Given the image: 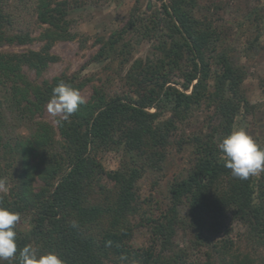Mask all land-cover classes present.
Returning <instances> with one entry per match:
<instances>
[{
    "label": "trees",
    "instance_id": "1",
    "mask_svg": "<svg viewBox=\"0 0 264 264\" xmlns=\"http://www.w3.org/2000/svg\"><path fill=\"white\" fill-rule=\"evenodd\" d=\"M76 1L35 0L37 21L47 26L38 37L43 46L39 51L0 53V108L7 105L19 123L32 127L29 136L8 138L0 113V178L10 185L0 194V206L29 222L25 229L18 222V251L5 264H19V251L26 245L41 254L55 252L65 264H187L186 252L173 246L177 231L191 229L196 245L210 244L227 233L229 217L247 226L256 244L264 246V172L238 180L218 149L237 118L251 108L242 90L246 71L225 47L222 31L207 16L198 17L197 0H150L146 11L138 0L126 25L108 38H97L99 49L89 62L105 70L117 63L119 90H111L109 77L93 85L90 99L57 124L58 131L36 120L61 82L81 92L95 81L78 71L36 83L24 70L42 76L59 62L53 46L77 39L69 19ZM8 2L0 0V47L33 43L30 33L11 32L14 19ZM253 13L247 21L253 22ZM142 41L149 43V50L138 56ZM203 106L214 109L216 124L178 135L180 125ZM173 146L192 149L191 166L171 184L167 211L156 219L147 216L151 244L135 248L134 220L146 215L141 214L139 181L163 170ZM111 151L123 154L115 171L106 170L98 158ZM37 180L42 182L38 191ZM222 244L217 252L224 254L221 264H264L249 255L227 261L233 243ZM208 257L191 264L216 263Z\"/></svg>",
    "mask_w": 264,
    "mask_h": 264
},
{
    "label": "rangeland",
    "instance_id": "2",
    "mask_svg": "<svg viewBox=\"0 0 264 264\" xmlns=\"http://www.w3.org/2000/svg\"><path fill=\"white\" fill-rule=\"evenodd\" d=\"M150 0H139L143 10H147ZM169 1V0H166ZM75 2V1H74ZM138 0H78V7L71 12L69 19L72 21V31L77 39L73 41L57 42L51 52L57 55L59 62L51 64L48 69L37 76L35 71L25 68L29 78L41 83L44 80L51 81L61 74L72 75L81 72L83 77H95V81L88 85L80 93L88 101L93 93V85L106 82L109 77L112 80L111 90L118 91L120 83L114 76L118 70L116 63L111 70H105L104 65L90 64V59L97 53L99 46L97 38H108L110 34L122 28L129 20L130 14ZM199 9L198 17L207 16L217 29L221 30L225 37V47L234 54V61L246 71V78L242 90L250 103L249 112H243L236 120L234 129L243 128L261 146H264V0H197ZM8 11L13 17L12 33L28 32L35 41L27 45H5L0 47V53H23L29 50L39 51L43 42L38 40L40 34L47 28L37 21L35 12V0H9ZM253 13V22L247 21L249 14ZM257 16V17H256ZM256 18V19H255ZM258 22V23H257ZM261 22V23H260ZM257 24V25H256ZM259 26V27H258ZM258 38V46L249 50L253 41ZM149 50V43L142 41L137 45V55L145 56ZM99 78L101 81H99ZM4 91L0 90V103L3 104ZM3 114L5 130L8 138L18 135L29 136L31 125L19 123L11 113L7 105L0 108ZM57 118L51 116L47 106L42 116L37 121H43L52 125L57 131ZM215 123L214 109L203 106L197 110L189 122L180 125L178 135H191L206 131L209 124ZM122 152H103L98 158L108 171H115L122 161ZM193 160L192 149L186 147L180 151L172 147L160 173H147L140 181V196L143 202V217L136 218L132 245L135 248L147 247L153 240L152 229L147 224L146 218H158L167 211L170 206V186L175 179L184 176ZM262 173V172H261ZM255 175L259 177L261 175ZM42 182L37 180L34 184L38 191ZM185 210V209H184ZM183 210V213L185 211ZM185 215V214H184ZM21 228H29L28 220L20 221ZM227 233H222L210 239V244L196 245V235L193 230L179 229L173 240L176 252H186L191 262L203 263L209 259L214 264H221L223 253H217L224 240H230L233 244L227 261L233 257L249 255L257 261H264V246H258L247 226L240 221L229 217L226 221ZM233 256V257H232Z\"/></svg>",
    "mask_w": 264,
    "mask_h": 264
},
{
    "label": "clouds",
    "instance_id": "3",
    "mask_svg": "<svg viewBox=\"0 0 264 264\" xmlns=\"http://www.w3.org/2000/svg\"><path fill=\"white\" fill-rule=\"evenodd\" d=\"M87 101L80 91L61 82L54 89L47 104V111L61 124L76 113ZM224 166L238 180L264 172V146L255 141L243 128L234 129L218 144ZM10 185L6 178H0V194L6 193ZM20 214L0 206V264L16 257L17 231ZM19 264H65L55 252L41 254L36 247L24 246L19 251Z\"/></svg>",
    "mask_w": 264,
    "mask_h": 264
}]
</instances>
